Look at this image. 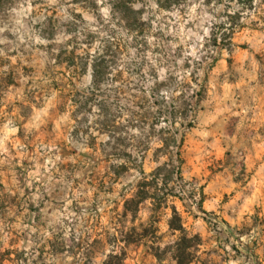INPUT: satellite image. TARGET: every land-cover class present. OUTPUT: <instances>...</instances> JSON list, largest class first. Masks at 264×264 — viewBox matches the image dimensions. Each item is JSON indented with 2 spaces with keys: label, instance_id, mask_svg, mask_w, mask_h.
<instances>
[{
  "label": "rangeland",
  "instance_id": "374dc122",
  "mask_svg": "<svg viewBox=\"0 0 264 264\" xmlns=\"http://www.w3.org/2000/svg\"><path fill=\"white\" fill-rule=\"evenodd\" d=\"M259 143L264 0H0L2 264H264Z\"/></svg>",
  "mask_w": 264,
  "mask_h": 264
},
{
  "label": "trees",
  "instance_id": "16d2710c",
  "mask_svg": "<svg viewBox=\"0 0 264 264\" xmlns=\"http://www.w3.org/2000/svg\"><path fill=\"white\" fill-rule=\"evenodd\" d=\"M248 1H251V0H248ZM213 40L216 41V39H213ZM93 70H94V68H93ZM138 193H135V195H133L131 198L125 200V202H124L125 203V206H124L125 209H128L126 205L128 204V202H132L134 200L135 196L138 197V202H140L142 199H144L146 197V194L144 192H138ZM169 228L172 230H178L181 234L178 241L176 242V244L178 246L177 249L181 254L183 253V250L186 247H188L189 244H191V242H196L199 239L196 234L191 235V236L186 235L185 230L183 229L182 225L180 224L179 217L176 215V213L174 211L172 212V216H171V219L169 221ZM107 257L117 260L116 264H126L124 262L125 255L123 252H121L119 254L110 253L107 255ZM0 264H2V263L0 262ZM179 264H186V262H184V263L179 262Z\"/></svg>",
  "mask_w": 264,
  "mask_h": 264
},
{
  "label": "crops",
  "instance_id": "0c3cea01",
  "mask_svg": "<svg viewBox=\"0 0 264 264\" xmlns=\"http://www.w3.org/2000/svg\"><path fill=\"white\" fill-rule=\"evenodd\" d=\"M256 104L259 105V103H255L254 105L256 106ZM256 110L257 109L254 110L255 114L258 112V111L256 112ZM258 145H259L260 149L256 151V156L261 160L262 159V147L264 146V144L263 143H259ZM250 156H251V152L246 153V160L250 161L251 160ZM216 157H219V155H217ZM222 165H224V162L221 163V166ZM225 170H226V168L223 167V169L211 173V177L210 178H211V182L212 183H208L207 186L204 187V190H205V192L208 193V196H209L210 193L216 191L217 195H218L216 198H218L219 197V193H222L224 191L225 187L224 186L223 187L222 186L218 187L217 184H215V181H216V178H218L220 176V174L223 173ZM262 187H264V181L261 183V189L264 190V188H262ZM262 198H264V197L262 196ZM213 205L214 204L212 202L207 203V199H206V200L203 201L202 207L205 210H211L214 207Z\"/></svg>",
  "mask_w": 264,
  "mask_h": 264
},
{
  "label": "built area",
  "instance_id": "2783aa9c",
  "mask_svg": "<svg viewBox=\"0 0 264 264\" xmlns=\"http://www.w3.org/2000/svg\"><path fill=\"white\" fill-rule=\"evenodd\" d=\"M193 185H194V191L190 197L188 196V194L185 193L184 190L180 191L179 189H177L176 193L178 194V196L181 197L183 201L188 199L190 203V207L193 210L197 211L202 216H204L207 219L208 223L210 224L211 228L217 229L219 222L217 221L216 216L200 209V201H201V191L199 189L200 186L196 183Z\"/></svg>",
  "mask_w": 264,
  "mask_h": 264
}]
</instances>
